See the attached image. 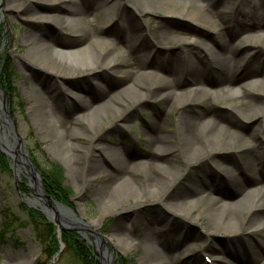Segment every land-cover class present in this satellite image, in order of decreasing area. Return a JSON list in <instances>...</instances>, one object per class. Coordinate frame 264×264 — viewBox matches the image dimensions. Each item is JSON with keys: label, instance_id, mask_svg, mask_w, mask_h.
<instances>
[{"label": "bare ground", "instance_id": "6f19581e", "mask_svg": "<svg viewBox=\"0 0 264 264\" xmlns=\"http://www.w3.org/2000/svg\"><path fill=\"white\" fill-rule=\"evenodd\" d=\"M118 1L120 0H3V9L14 12H24L26 7L35 3L47 4L53 8L47 14L37 12L35 8L18 14L21 19L32 21L31 25L35 21H48L60 30L79 37L77 48L63 51L53 48L55 45L52 38H43L36 31L24 30L21 42L25 50L21 59L29 66L46 68L55 76H66L70 71L74 73L82 67L101 80L108 76H119L127 80L125 86L110 94L98 106H93L85 98L78 99L75 93L66 88L61 92L59 90L60 95L53 94L54 92L50 94L45 89L33 92L30 100L32 123L44 137L52 140L57 152L65 155L69 173L86 171L84 183L93 181L96 184L97 179H103L99 181L98 187L104 199L115 207L123 205L126 199L132 200L135 205L160 200L172 188L173 183L180 180L182 167L209 164V169L204 170L210 178L207 183L198 176H190L183 186L163 199V205L173 214L194 212L195 216L204 220L203 227L207 232L230 233L242 229V240L248 243L249 235L264 230V217L259 214L264 212V157L258 156L256 144L264 143V91L258 95L249 93V96H243L237 95L235 88L247 87L252 81L264 83V77H256L253 68L260 59V54H264V0H215L216 7L211 6L209 0H122L139 15L159 7H175L183 2V7L195 12L189 17L217 34L216 48L161 25H145L143 42H137L142 34L134 27L129 28L123 37H117L116 29L110 28V25L115 24L116 27V21L122 20L126 11L122 9L119 14L114 11ZM232 38L237 40L232 43ZM124 41L135 43L137 48L132 49V45L128 47ZM191 41H197L205 63H211L217 70V78L212 83L214 87L205 83L203 70L206 68L197 62L194 52L187 53L181 64L165 57L169 77L160 74L159 69H154L155 66L150 65L149 61L143 62L134 57L137 50L150 54L157 47L152 54V58L157 59L158 50L167 51V47L173 42L182 44ZM242 46L243 50L238 53L237 48ZM259 65L262 62L259 61ZM146 75L157 77L155 79L161 86L150 88L153 85H144L141 78ZM177 77L181 81H176ZM196 91L201 92L202 97L207 100L211 109L209 113L191 114L182 109L192 98L189 93ZM66 92L69 93V99L66 98ZM149 97L161 100L164 116L173 107L177 110L173 113L170 130H165L162 120L151 121L146 134V157L141 161H125L117 149L105 148L103 151L110 162L111 171H108L96 160L98 154L93 151L94 146L88 144L83 148L76 143L83 133L73 125L81 123L90 113L96 112L98 107H107L109 112L115 111L120 105L125 108H140L144 102L142 100ZM220 103L231 109V116L235 120H254L251 130L245 132L226 118L225 114L215 108ZM3 104L0 92V121L3 122L0 132L2 129L7 133V137L0 135L1 144L15 157L16 172L25 174L39 193L37 178L29 168L24 145H8L11 120ZM218 155H226L231 161H224ZM79 163H83L80 168L77 167ZM212 165L227 176L231 174V184L212 171ZM239 166L251 184L248 188L239 181V177L233 175L232 168ZM216 180L233 186L237 197L231 201H223L218 195H213L210 188H213ZM45 209L49 210L46 205ZM84 226L92 227V223ZM174 229L175 227H168L161 235L156 233L152 220H147L143 225L144 239L149 249L148 257L153 264H176L183 253L195 248V243L188 242L178 251L179 244L188 234L178 237ZM161 238L166 243V250L162 252L156 248ZM216 250L213 247L208 251ZM261 251L264 255V245ZM227 252L232 260L225 261L224 264H242L237 259L240 252L236 254L231 248ZM189 261L204 264L198 261L197 256L188 258ZM218 261L221 264L224 262L222 258ZM259 264H264V256Z\"/></svg>", "mask_w": 264, "mask_h": 264}, {"label": "rangeland", "instance_id": "374dc122", "mask_svg": "<svg viewBox=\"0 0 264 264\" xmlns=\"http://www.w3.org/2000/svg\"><path fill=\"white\" fill-rule=\"evenodd\" d=\"M182 3L179 2L175 7L168 9L159 7L152 12L139 15L133 12L129 5L120 0L115 4L114 11L119 14L122 9H125V17L116 21V27L115 24H112L110 28L116 29L117 37L121 38L123 34L128 33L129 28L134 27L142 34L137 39V42H143V36H145L143 28L145 25H161L170 31L185 33L190 38L203 41L216 48L217 34L207 27L199 25L193 18L189 17L188 15L195 14V12L183 7ZM208 3L213 7L217 5L215 0H209ZM4 5L3 0H0V88L4 94V108L8 118L11 120L9 128L12 126L23 141L27 155L39 174L43 190L46 192L43 169L53 164L59 166L62 170V186L68 192L67 201L69 204L65 203V205L81 218L82 223H92V227H74L77 230H65L64 232L75 233L83 240L80 234L88 238L90 237L88 230L91 229L96 234L108 239L113 246V252L116 253V257L124 259L125 264H153L148 257L149 249H147L146 239H144L145 233L142 230L146 221L152 220L158 234L162 235L168 227H175L174 230L178 237L188 234L184 241L179 244L178 251L185 247V243L193 242L196 244H194L195 248L192 251L183 253L176 261V264H193L190 261L188 262V258H195L196 256L198 261L204 264H221V261L220 263L218 261L219 258L223 259L224 264L225 261L232 260L227 252L229 248L236 254L240 252V256L237 259H240L242 264H259V260L264 256L261 251L264 245V230H259L257 233L249 235L248 243H245L242 240V229L230 233L207 232L203 227L204 220L195 216L194 212L188 214L187 211H183L184 213L181 214H173L163 205V199L183 186L190 176H198L204 182L209 181L210 178L204 172L205 169H209V164L182 167L180 180H176L171 186L172 188L163 194L162 200L154 199L135 205L132 200L126 199L123 205H117L119 207H115V205L104 199V195L98 187L99 181L103 180L102 178L97 179L96 184L93 181L84 183L83 178L86 176V171L81 173L82 171L79 169L80 172L69 173L68 161L65 155L57 152L52 145V140L44 137L41 131L32 123L30 100L33 92L45 89L50 94L53 92V94H59V90L61 92L63 88H66L68 91L75 93L78 99L82 100L85 98L93 106H98L106 101L110 94L125 86L127 80L119 76H108V78L101 80L95 74L89 73L82 67L76 69L74 73L70 71L66 76H55L46 68L29 66L25 60L21 59L25 50L21 42V35L24 30L36 31L43 38H52V42L55 45L53 48L63 51H72V49L77 48L79 37L60 30L52 22L35 21L31 25L30 22L32 21L21 19V15L18 14L20 11H8L3 9ZM30 8H35L37 12L45 14L53 10L47 4L35 3L26 7L24 12L20 13L24 14ZM107 26L109 27V23ZM236 40V38H232L231 42L233 43ZM125 43L128 47L132 45V49L137 48L136 44L131 41ZM156 49L150 54L146 52L140 53L137 50L134 53V57L143 62L149 61L150 65L155 66L154 69H159L158 72L160 74L169 77L168 65L164 58L169 57L174 63L181 64L187 53L192 54L194 52L198 58L197 62L206 68V70H203L205 83L211 85L217 78V70L213 68L211 63H208V65L205 63V59L202 58V49L197 44V41L182 44L173 42L167 47V51L158 50L159 57L157 59L152 58V54ZM237 50L238 53L241 52L243 46L237 48ZM90 54L93 57L91 52ZM260 55L258 63L256 62L253 66L256 77H264V54ZM69 58L71 57L69 56ZM259 61L262 62V65H259ZM4 72L8 77H6ZM155 78L146 75L141 78V82L144 85H153L150 88L160 87V82ZM175 80L181 81L180 77ZM50 86L51 89L49 88ZM185 87L188 86L185 85ZM54 88H57V90H54ZM235 89L237 95L249 96V93L258 95L264 91V83L263 81H252L247 84V87L237 86ZM141 91L145 92L143 89ZM68 94L66 92L67 96ZM189 94V97L192 96V98L182 106V109L189 111L191 114L209 113L211 109L207 100L202 97L201 92L196 91ZM67 96L66 98L69 99V96ZM142 101L144 102L140 108H125L120 105L113 112H109L107 107H98L96 112L90 113L81 123L73 125L78 131L83 133L82 138L77 139L76 143L83 148L87 147L88 144L94 146L93 151L98 154L96 160L105 170L111 171L109 168L110 162L107 160L103 149H117L119 155L125 161L139 162L146 157V134L149 131L151 121L162 120L163 125L166 127L165 130H170L173 113L176 112L177 108L173 107L164 116L161 100L157 101L155 98L149 97ZM215 108L225 114L224 116L234 122L241 130L247 132L253 127L254 120H235L231 116V109L229 110L221 103L217 104ZM0 127L3 128L2 121H0ZM9 134L8 145L13 147V134ZM0 135L6 136V133L1 129ZM256 144L258 156L262 155L264 157V143ZM218 156L225 159L224 161H231L226 155ZM69 161L71 164V160ZM15 165L10 154L1 145L0 141V264H80L64 247L61 240L63 231H58L57 226L48 221L43 214L42 206L37 201L38 195H36L32 187V181L25 174L17 173ZM82 165L83 163H79L77 167L80 168ZM213 170L217 175L225 179L226 183L231 182V174L227 176L221 169L212 165ZM232 170L233 175L239 177V181L244 186H247L246 188L251 185L240 166L233 167ZM230 184L225 185L222 181L216 180L210 191H212L213 195H218L223 201L234 200L237 194L233 190L234 187ZM178 209L180 208L178 207ZM36 211L43 218L45 224L49 222L54 226L55 236L58 241L57 251L60 248V244H62L60 252L54 258L50 257L47 259L44 252L46 243L43 239L36 237L35 229L37 225L34 222L35 218H38V216H35ZM259 214L264 217V212ZM32 217H34V220ZM38 229L41 231V226ZM90 246L93 253L94 246ZM213 247L217 250L209 252L208 250ZM156 248L161 252L166 250V243L162 238L159 239ZM235 263L238 264L239 262Z\"/></svg>", "mask_w": 264, "mask_h": 264}, {"label": "trees", "instance_id": "16d2710c", "mask_svg": "<svg viewBox=\"0 0 264 264\" xmlns=\"http://www.w3.org/2000/svg\"><path fill=\"white\" fill-rule=\"evenodd\" d=\"M4 74L6 75V77H8L5 72ZM43 173L45 176L44 188L46 192L50 194L55 200L60 201L64 204H69V202L67 201V189L62 186L63 177L61 168L53 164L48 168L43 169ZM35 216H38V218H35V220L34 217L32 218L35 222V225H37L35 229L36 237H38V239H43V241L46 243L44 252L47 256V259H49L50 257L52 258L58 249V241L55 236L54 226L49 222L45 224V221L40 217L37 211L35 212ZM39 226H41L42 228L41 231H39L38 229ZM61 240L67 251L71 253L75 257V259L80 262V264H97V261L90 247L84 240H82V238L80 239L75 233L62 232ZM116 264H125L124 259L117 257Z\"/></svg>", "mask_w": 264, "mask_h": 264}, {"label": "water", "instance_id": "95a60500", "mask_svg": "<svg viewBox=\"0 0 264 264\" xmlns=\"http://www.w3.org/2000/svg\"><path fill=\"white\" fill-rule=\"evenodd\" d=\"M0 92H1L2 97L4 99V94H3V91L1 88H0ZM4 104H3V106H4ZM10 131H11L10 133L13 134L12 139L14 141V146L17 143L20 147L23 144V141L16 134V132L12 126H10ZM6 137H7V133H6ZM0 141H1V138H0ZM10 157L14 161V163L16 164L15 157L12 154H10ZM26 159L28 160L29 168L34 173L35 177L37 178V182H38V186H39V190H38L39 193L36 191L35 192H36V195H38L37 201L42 206V212L45 215L46 219L48 221L54 223L57 226L58 231L73 230V229H76L78 227L79 228L80 227L81 228L86 227V226H84L86 223H82L81 218L78 217L72 209H70L68 206L64 205L63 203L55 201L50 195L45 193V191L43 190L41 183H40L39 174L36 171L35 167L32 165L28 155L26 156ZM33 189H34V187H33ZM41 199H43V202ZM44 203L48 207L49 210L45 209ZM74 227H76V228H74ZM88 231L90 232L91 239H88L87 237H84V239L89 241L90 245L94 246V251H95V254L97 257L98 264H115L116 253L113 252V246L108 241V239L102 235L96 234L91 229H89ZM80 235H82V234H80ZM61 248H62V244H60V249ZM56 256H57V254H56Z\"/></svg>", "mask_w": 264, "mask_h": 264}]
</instances>
